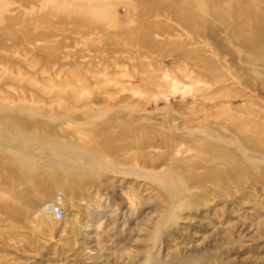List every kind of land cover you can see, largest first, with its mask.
I'll use <instances>...</instances> for the list:
<instances>
[{
	"label": "rangeland",
	"instance_id": "374dc122",
	"mask_svg": "<svg viewBox=\"0 0 264 264\" xmlns=\"http://www.w3.org/2000/svg\"><path fill=\"white\" fill-rule=\"evenodd\" d=\"M0 264H264V0H0Z\"/></svg>",
	"mask_w": 264,
	"mask_h": 264
},
{
	"label": "bare ground",
	"instance_id": "6f19581e",
	"mask_svg": "<svg viewBox=\"0 0 264 264\" xmlns=\"http://www.w3.org/2000/svg\"><path fill=\"white\" fill-rule=\"evenodd\" d=\"M7 144H6V146L7 147H9V148H18L19 146L14 142V140H12V139H9V141L8 142H6ZM20 149L26 154V155H28V156H30V157H35V158H37V159H39V160H43L44 162H45V164H48V163H52L49 159V157L51 156L49 153H47V151H46V153L44 154V155H39V154H36V153H34V151H31V149H28L27 147H20ZM80 161H82V164L81 165H79V164H74V163H71L70 165L69 164H64L65 166H71V167H74V166H76V165H78V166H84V167H86V169H88V167H89V169H92V168H98L99 167V164H97L96 163V161L95 160H91V161H89V162H86V161H84V160H80ZM104 169V168H103ZM107 169H109V168H107ZM122 170V169H121ZM124 170V169H123ZM109 172H114L115 174H119L118 172H117V170H108ZM154 173V172H153ZM123 173H120L119 175H122ZM167 173H155L154 175L156 176V177H159V178H161V179H163L167 184H168V179H167V175H166ZM166 175V176H165ZM153 178V177H152ZM55 203V202H54ZM54 203H51V202H49V203H47L46 204V206H45V208H44V211L45 212H53L52 211V209H53V206H54ZM173 208V207H172ZM167 216V215H166ZM168 220V219H167Z\"/></svg>",
	"mask_w": 264,
	"mask_h": 264
},
{
	"label": "built area",
	"instance_id": "2783aa9c",
	"mask_svg": "<svg viewBox=\"0 0 264 264\" xmlns=\"http://www.w3.org/2000/svg\"><path fill=\"white\" fill-rule=\"evenodd\" d=\"M62 195L58 196L57 201H55L53 209H52V214L54 215L55 218L58 220H63L65 218V211L62 207Z\"/></svg>",
	"mask_w": 264,
	"mask_h": 264
}]
</instances>
